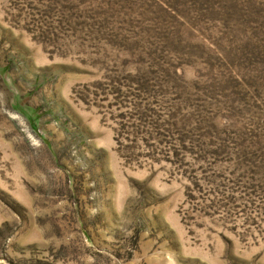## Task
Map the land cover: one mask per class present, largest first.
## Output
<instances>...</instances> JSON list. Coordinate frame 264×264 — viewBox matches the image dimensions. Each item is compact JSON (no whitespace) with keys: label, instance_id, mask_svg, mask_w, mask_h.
Listing matches in <instances>:
<instances>
[{"label":"rangeland","instance_id":"374dc122","mask_svg":"<svg viewBox=\"0 0 264 264\" xmlns=\"http://www.w3.org/2000/svg\"><path fill=\"white\" fill-rule=\"evenodd\" d=\"M0 264H264V0H0Z\"/></svg>","mask_w":264,"mask_h":264}]
</instances>
